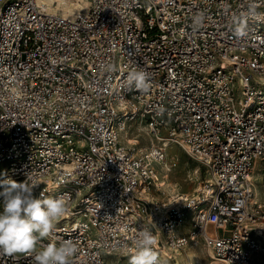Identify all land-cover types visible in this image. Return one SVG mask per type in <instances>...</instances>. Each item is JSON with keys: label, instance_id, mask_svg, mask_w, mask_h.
<instances>
[{"label": "built area", "instance_id": "built-area-1", "mask_svg": "<svg viewBox=\"0 0 264 264\" xmlns=\"http://www.w3.org/2000/svg\"><path fill=\"white\" fill-rule=\"evenodd\" d=\"M88 1L70 16L0 2V178L67 207L33 253L0 264L65 240L71 264H129L142 229L160 264L188 247L264 264V0ZM172 144L204 173L164 198Z\"/></svg>", "mask_w": 264, "mask_h": 264}, {"label": "clouds", "instance_id": "clouds-1", "mask_svg": "<svg viewBox=\"0 0 264 264\" xmlns=\"http://www.w3.org/2000/svg\"><path fill=\"white\" fill-rule=\"evenodd\" d=\"M128 78L139 90H146L149 86L148 74L143 69H133ZM36 187L26 180L17 182L0 178V251L33 253L38 238L48 236L55 222L67 213L66 194L40 197L35 194ZM155 244V236L150 230H140L135 250H128L129 264H160L153 247ZM77 252L78 245L72 240L59 244L51 242L35 252L34 264H71V258Z\"/></svg>", "mask_w": 264, "mask_h": 264}, {"label": "bare ground", "instance_id": "bare-ground-1", "mask_svg": "<svg viewBox=\"0 0 264 264\" xmlns=\"http://www.w3.org/2000/svg\"><path fill=\"white\" fill-rule=\"evenodd\" d=\"M35 1L40 7H42L48 13H61L62 15L65 16L73 15L77 10L87 9L89 6L88 0H35ZM134 135L135 136L132 137L128 136L127 139L133 141L136 138H140V136H142V134L139 133V131L134 133ZM123 138L124 140H126L125 136ZM175 146L176 145L173 144L169 145L167 149L168 167L170 168V172L168 174V179L165 182L163 188L164 198H172L178 192L182 191L184 188V184L180 182V180L177 178L178 176L174 175V179H173L171 178L170 175L173 172L174 168L176 167V162H177L175 158L176 154L170 152L171 147H175ZM186 171H187L188 179L191 182L195 181L196 183L193 188L192 186H188L189 191L191 192L190 194H192L193 192L195 193L197 188L199 187L198 182L200 181V177H201V169L200 166H194L192 168L187 169ZM174 258L175 261L174 262L169 261L168 264H215V262L209 258V252L202 248L188 247L185 252H181V251L176 252L174 254Z\"/></svg>", "mask_w": 264, "mask_h": 264}, {"label": "rangeland", "instance_id": "rangeland-1", "mask_svg": "<svg viewBox=\"0 0 264 264\" xmlns=\"http://www.w3.org/2000/svg\"><path fill=\"white\" fill-rule=\"evenodd\" d=\"M7 1H10V0H0L1 3L3 2H7ZM138 132V131H136ZM134 132V133H136ZM142 136H140L141 138ZM143 142L145 143L146 140L143 139ZM171 153H175L176 154V167L174 168L173 172L170 174L171 175V178L174 179V175L175 176H178L177 178L180 180L181 183L184 184V188H183V191L184 192H188L190 193L189 191V187L188 186H192V188L195 186V181L192 183L188 177H187V169L189 168H192L194 166H200L199 162H197L196 160H194L193 158H191L190 156H188L186 154V152L181 149V148H177L176 146L175 147H171V150H170ZM5 165H3L2 167H0V174H4L5 172ZM201 167V166H200ZM202 170V173H201V177H203V168L201 169ZM164 197V196H163ZM186 254V253H185ZM115 259V257H113V260ZM260 264V263H259Z\"/></svg>", "mask_w": 264, "mask_h": 264}, {"label": "crops", "instance_id": "crops-1", "mask_svg": "<svg viewBox=\"0 0 264 264\" xmlns=\"http://www.w3.org/2000/svg\"><path fill=\"white\" fill-rule=\"evenodd\" d=\"M191 193V192H190Z\"/></svg>", "mask_w": 264, "mask_h": 264}]
</instances>
